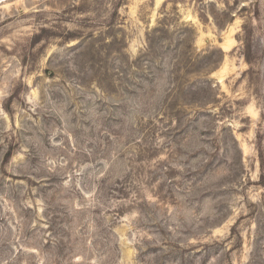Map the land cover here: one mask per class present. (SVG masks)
I'll list each match as a JSON object with an SVG mask.
<instances>
[{"label":"rangeland","instance_id":"rangeland-1","mask_svg":"<svg viewBox=\"0 0 264 264\" xmlns=\"http://www.w3.org/2000/svg\"><path fill=\"white\" fill-rule=\"evenodd\" d=\"M0 264H264V0H0Z\"/></svg>","mask_w":264,"mask_h":264}]
</instances>
